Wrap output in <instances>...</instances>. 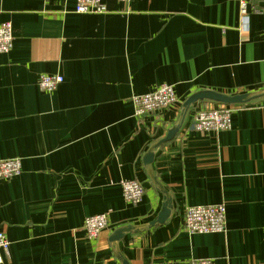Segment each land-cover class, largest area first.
Returning <instances> with one entry per match:
<instances>
[{"label":"crops","instance_id":"1","mask_svg":"<svg viewBox=\"0 0 264 264\" xmlns=\"http://www.w3.org/2000/svg\"><path fill=\"white\" fill-rule=\"evenodd\" d=\"M77 0H0L14 45L0 54V160L22 173L0 180V229L11 242L1 264H264V97L238 104L230 129L195 131L187 113L177 136L143 158L180 122L186 99L205 89L264 90V0H103L105 13H77ZM64 76L53 92L42 74ZM171 84L179 102L138 116L132 97ZM218 104V103H217ZM145 193L126 202L124 180ZM226 205V228L188 233L189 205ZM110 221L89 238L85 218ZM127 233L117 245L110 235Z\"/></svg>","mask_w":264,"mask_h":264},{"label":"built area","instance_id":"2","mask_svg":"<svg viewBox=\"0 0 264 264\" xmlns=\"http://www.w3.org/2000/svg\"><path fill=\"white\" fill-rule=\"evenodd\" d=\"M130 2L131 0H121ZM242 14L248 13V0H239ZM77 13H105L107 6L103 0H77L75 5ZM14 31L12 23L0 24V54L9 53L14 45ZM64 76L56 74H42L39 77V87L44 92H53L63 83ZM135 113L144 116L151 113H161L176 106L179 98L175 94L173 85L162 84L146 94H135L132 97ZM237 105L217 104L212 101L198 102L191 107L193 114L189 127L195 131L221 132L228 130L232 124V115ZM22 160L17 157L0 160V180H9L22 173ZM123 194L126 202L136 204L141 201L145 187L138 180H124L122 182ZM226 205L206 204L189 205L184 214V230L188 233H216L226 228ZM89 238L98 237L107 229L110 221L105 213L88 216L84 220ZM11 242L4 230L0 229V264L8 254ZM185 264H214L212 258L192 259Z\"/></svg>","mask_w":264,"mask_h":264},{"label":"water","instance_id":"3","mask_svg":"<svg viewBox=\"0 0 264 264\" xmlns=\"http://www.w3.org/2000/svg\"><path fill=\"white\" fill-rule=\"evenodd\" d=\"M264 97V90L261 91H255V92H246V93H238L237 95H229L222 92H216L214 90H203L198 91L193 94H191L186 101L184 102L181 110V119L180 122H178L176 125L172 126L168 130V134L166 137L156 141L152 144V146L148 149L146 154L143 158V163L145 168L149 170L150 176L152 180L160 187L161 191L164 193V204L158 213V215L154 218V221H152L149 226L154 227L158 224H164L168 218L171 215V211L173 208V202L172 198L168 196V193L166 189L157 181V177L152 173V163L155 160L156 156V148L169 143V141L173 140L177 134L179 133L180 128L182 127L184 120L187 116V113L191 109L193 105H195L198 102L203 101H212L218 104H226V105H242V104H249L253 101H256V99H260ZM140 230V226L138 225H132V224H126L119 226L111 235H110V241L113 242L115 245L119 243V241L123 240L124 236L127 233H134ZM116 256L118 259L122 262V264H130L128 260H126L121 254L117 253Z\"/></svg>","mask_w":264,"mask_h":264}]
</instances>
